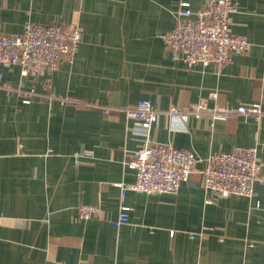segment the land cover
<instances>
[{"label": "crops", "instance_id": "obj_1", "mask_svg": "<svg viewBox=\"0 0 264 264\" xmlns=\"http://www.w3.org/2000/svg\"><path fill=\"white\" fill-rule=\"evenodd\" d=\"M182 1L197 11L207 0H0V32L30 22L82 30L72 60L52 72L0 67V264H264V0H235L231 30L252 45L221 69L173 58L165 37ZM142 99L160 112L151 137L202 159L176 193H123L145 141L127 111ZM204 99L263 112L187 122L169 113ZM254 146V196L204 187L206 158ZM81 204L98 211L82 219ZM123 207L130 220L114 225Z\"/></svg>", "mask_w": 264, "mask_h": 264}, {"label": "built area", "instance_id": "obj_2", "mask_svg": "<svg viewBox=\"0 0 264 264\" xmlns=\"http://www.w3.org/2000/svg\"><path fill=\"white\" fill-rule=\"evenodd\" d=\"M236 10L235 0H207L197 11L191 9L190 2L182 1L176 24L165 37L173 58L188 66L215 64L221 69L235 55L249 51L252 43L248 37L231 30V15ZM81 41L82 30L78 24L30 22L22 32H0V67L19 65L23 75L37 77L43 72L56 70L62 59L72 60ZM16 90L27 100L35 93L22 88ZM217 98V92L209 97L215 101ZM207 101L201 100L190 108L172 107L169 113L172 118L187 122L192 114L209 113L213 119H229L236 115L259 117L263 112L258 102L228 108L217 103L210 107ZM109 110L106 109L107 112ZM127 112L138 121L137 130L144 135L145 141L127 163L135 170L136 179L132 183L121 184L123 193L129 189L149 194L176 193L181 184L190 179L202 159L193 151L176 148L151 137V129L160 112L150 100H140ZM90 154L86 151V155ZM205 162L201 174L206 189L225 196L256 194L255 182L263 168L257 147H236L232 151L214 153ZM97 211L95 205L78 206L82 219H89ZM129 220L130 212L123 207L112 223L119 226Z\"/></svg>", "mask_w": 264, "mask_h": 264}]
</instances>
